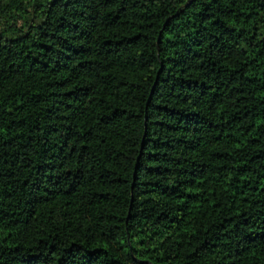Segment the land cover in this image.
Here are the masks:
<instances>
[{"label":"trees","instance_id":"16d2710c","mask_svg":"<svg viewBox=\"0 0 264 264\" xmlns=\"http://www.w3.org/2000/svg\"><path fill=\"white\" fill-rule=\"evenodd\" d=\"M0 264H264V0H0Z\"/></svg>","mask_w":264,"mask_h":264}]
</instances>
